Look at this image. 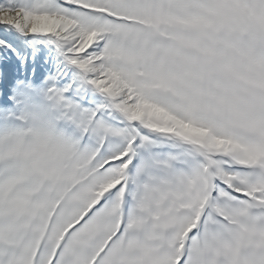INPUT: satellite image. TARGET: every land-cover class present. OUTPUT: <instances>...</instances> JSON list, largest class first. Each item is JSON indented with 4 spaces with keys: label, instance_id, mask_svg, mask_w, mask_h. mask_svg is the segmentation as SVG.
Returning a JSON list of instances; mask_svg holds the SVG:
<instances>
[{
    "label": "snow or ice",
    "instance_id": "1",
    "mask_svg": "<svg viewBox=\"0 0 264 264\" xmlns=\"http://www.w3.org/2000/svg\"><path fill=\"white\" fill-rule=\"evenodd\" d=\"M0 264H264V0H0Z\"/></svg>",
    "mask_w": 264,
    "mask_h": 264
}]
</instances>
